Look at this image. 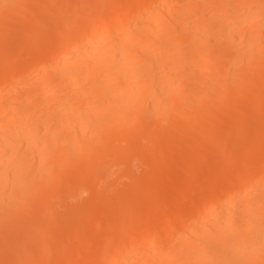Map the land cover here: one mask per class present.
Wrapping results in <instances>:
<instances>
[{
  "label": "bare ground",
  "instance_id": "obj_1",
  "mask_svg": "<svg viewBox=\"0 0 264 264\" xmlns=\"http://www.w3.org/2000/svg\"><path fill=\"white\" fill-rule=\"evenodd\" d=\"M17 1L20 0H0V54L11 49L9 46L14 41L13 44L8 42L10 45L6 47L4 39L8 34H14L8 28L17 26L16 39L23 29L21 27H24L21 31L23 39L28 28L30 35H34L30 36L31 39L36 40H29L25 45L30 46L31 51L40 52L33 51L31 57L29 51L31 59L27 61L26 58L25 63L26 56L22 54L23 64H19L22 63L19 59L17 64V60L12 62L13 65L10 63L7 71H0V212L5 215L3 209L10 204L6 203V198L10 197L8 200L14 203L10 206L12 212H15L13 206L19 199L22 204L34 203V207L26 204L29 206L24 208L34 214L29 213L33 219L29 224L31 230L27 231L25 226V233L16 236L19 242L13 241L20 244L18 246L11 241L15 240L17 233L11 235L10 232L16 224L10 223L18 222L21 213L13 215L10 222L1 218L13 228L0 227L1 233L9 234L7 242H0V264H53L50 257L56 264H264V149L263 154L256 156L252 150L254 143L264 140L259 138L260 131L264 132V89L262 93L258 91L260 84L264 86V79H259L264 74V0H106L99 5V12L94 10V16L90 13L85 18L68 14L74 10L72 7L76 6L77 0L76 3L73 1L75 5L72 4L71 9L68 5V10L65 9L66 0ZM62 9L64 16L58 17ZM19 11L33 16L31 18L27 13L20 17ZM9 13L11 18L17 13L21 27L20 23L10 22ZM44 13L46 17L42 15ZM59 20L63 23H58ZM47 22L49 25L44 27ZM9 23L10 27H7ZM29 25L36 28L33 30ZM48 26L53 27L48 31ZM39 28H45L40 30L42 39L31 32H37ZM52 30H55L54 35L49 40ZM42 32L47 33L44 36ZM37 39L49 43L40 45ZM17 42V45L23 43L22 40ZM14 49L18 53L23 48ZM230 68L234 74L229 72ZM236 78L247 84L241 82L233 87ZM214 94L218 104L214 100L207 103L209 99L205 102L204 97L212 98ZM245 97L251 99L249 103ZM260 102L263 105H258ZM231 106L235 107V113L225 118L223 125L220 114L226 111L217 113L219 110L216 111L215 107L226 110ZM260 110L262 116L257 113ZM213 113L222 119L212 116ZM221 126L226 129L222 131ZM203 129L206 130L202 132ZM248 132L252 135L249 136ZM198 134L213 144L215 139L227 140H223L222 146L218 145V155L214 153L215 149L211 150L217 155L216 162L219 161L214 173L208 167L202 172L196 170L197 161L198 166L204 168L197 158L202 153L199 155L196 147L190 148L195 144L192 143L195 138H201H193ZM230 138L239 140L240 146L237 145L239 149L232 147L231 152L236 151V154L230 152L228 157L229 152L227 154L224 148H230ZM220 148H223V156ZM195 152L199 156L196 157ZM131 154L138 155L134 158L140 160V157L142 161L139 162L147 165L144 168L139 163L142 167L137 168L146 172L141 174L139 171L137 175V166L135 171L132 165V168L123 169L129 182L114 183L110 179L113 172H108V166V170L101 166H105L104 162L108 165L111 158L120 157L129 165L126 161H130L127 157L132 159ZM176 160L179 165L183 164L182 167ZM164 162L170 164V167L165 165L168 174L163 168ZM212 162L209 167L214 168L215 162ZM190 164L197 174L191 172L193 179L188 172ZM67 171L69 175V172L75 175L70 184L76 183L77 179L84 184L86 189H81L89 193L86 196L89 200L86 197L80 199V193L84 192H80V188L76 190V194L80 192L77 196L69 192L73 194V201L72 197L71 200L68 198L71 194L65 193L67 188L64 190L67 198L60 195L64 185L59 179L66 175L70 178L64 173ZM33 173L44 178L43 183H48V179L49 185L38 183ZM175 173L181 174L182 181L177 180ZM29 174L32 179H28ZM205 174L209 178L217 175L219 178L208 180V177H202ZM93 175L100 179L94 180ZM200 175L202 179H198ZM67 184L65 182V187ZM57 191L62 199L58 195L53 200L51 197L58 194ZM161 192L166 193L164 204L158 202ZM13 193L15 197L12 198ZM168 200L172 201L171 215L167 214L156 226L143 223L160 214L169 204ZM67 203L70 206L65 205L64 211L58 209L59 204ZM105 205H112L113 209L107 211L110 206L104 210L106 216L103 220H107L108 212L110 216L117 215L116 218L111 216L113 219L109 216L110 220L107 217V222L112 221L107 226L111 229L99 233L96 232L102 222L99 213L104 212L100 210L107 207ZM23 210L21 217L26 218L28 215ZM86 215H91L88 217L91 222L85 227L80 219ZM25 220L29 221V218ZM78 220L80 224L77 226ZM69 222L72 227H84L80 231L88 232L87 239L89 235L95 236L94 232L99 233L97 247L102 245L104 249L95 247L90 253L87 250L85 259L79 262L77 254L70 253L74 250L71 238L75 236L70 228L68 232L72 237L66 238L65 234L60 246L53 245L54 240L58 241L51 239L54 232L59 233L55 231L59 230L57 227L63 230V224ZM47 226L52 228L45 230L52 234L48 237V249V239L44 237L47 234L38 233ZM76 227L73 231H78ZM61 234L59 236L64 237ZM2 236L0 240L4 239ZM49 248L55 255L52 250V255L48 253ZM96 248L97 252L94 251ZM58 251L61 254L56 256ZM70 254H74L77 261Z\"/></svg>",
  "mask_w": 264,
  "mask_h": 264
},
{
  "label": "rangeland",
  "instance_id": "obj_2",
  "mask_svg": "<svg viewBox=\"0 0 264 264\" xmlns=\"http://www.w3.org/2000/svg\"><path fill=\"white\" fill-rule=\"evenodd\" d=\"M8 1H12V0H8ZM20 1H22V0H20ZM20 1H19V2H20ZM73 1H75V3H76V0H68V1L66 0V2L62 1V2H64V3L66 4V6H67V7L65 8L66 10L69 9V8H68V5H69L70 9H71V7H72L73 5H75V4H73V3H74ZM77 1H78V2H77V4H76V6H75V7H72V8H74V10L71 9V10H70L71 13H68L69 16H71V17H72V16H75L76 18H78V17H82V18H83L86 14L89 15L90 13H92V15L94 16L95 13H94L93 11H94V10H97V12H99V11H100V10H99V5H102V3H105V2H106V0H105V1H104V0H100V2H99L98 0H97V2H96L95 0H93L92 2H91V0H88V1H85V0H77ZM17 2H18V1H17ZM19 2H18V3H19ZM62 2H60V4H61ZM69 2H71V6H70V3H69ZM89 2H90V3H89ZM98 2H99V3H98ZM7 3H9V2H7ZM64 3L62 4V6L65 5ZM67 3H69V4H67ZM72 4H73V5H72ZM89 4H91V6H90ZM92 5H95V6H92ZM96 5H98V6L96 7ZM59 6H60V5H59ZM60 7H61V6H60ZM60 7H59V9H60ZM64 7H65V6H64ZM92 7H93V8H92ZM61 8H62V7H61ZM9 9H10V8H9ZM9 9H8V10H9ZM12 9H13V8H12ZM59 9H58V10H59ZM10 10H11V9H10ZM13 10H14V9H13ZM58 10H57V12H58ZM60 10H61V9H60ZM98 10H99V11H98ZM12 12H13V11H12ZM17 12H18V11H17ZM57 12H56V13H57ZM62 12H63V9H62L61 13H58V17H63V16H64V15H62ZM64 12H65V10H64ZM68 12H69V11H68ZM95 12H96V11H95ZM10 13H11V12H10ZM10 13H9L10 22H12V23L17 22V25H18V23H20L19 19H21V18L16 17V16H17V13H16V15L14 14L15 16H13V18L16 17V18H15V21L13 22L14 19L11 18L13 14L11 13L12 15H10ZM27 13H29V12H27ZM27 13H25V14H27ZM46 13H47V12H46ZM65 13H66V12H65ZM93 13H94V14H93ZM105 13H106V12H105ZM22 14H24V13H21V14H20V11H19V15H18V16H20V15H22ZM25 14H24V16H25ZM29 14H30V13H29ZM49 14H51V12H49ZM49 14H48V15H49ZM53 14H54V13H52V16H53ZM96 14H97V13H96ZM30 15H31V18H32L33 15H32V14H30ZM42 15H45V13L42 14ZM55 15H56V14H55ZM10 16H11V17H10ZM28 16H29V15H26V17H28ZM46 16H47V15H45L44 17H46ZM20 17H23V15L20 16ZM44 17H43V18H44ZM48 17H49V16H48ZM17 18H19V19L17 20ZM53 18H55V20H57L55 16H54ZM82 18H80L79 20H84V19H82ZM84 18H85V17H84ZM89 18H90V17H89ZM12 19H13V20H12ZM28 19H29V18H28ZM28 19H27V20H28ZM58 19H59V18H58ZM64 19H65V18H64ZM27 20H25L23 23H25ZM29 20H30V19H29ZM29 20H28V21H29ZM51 20H52V19H50V21H51ZM66 20H68V22H67V21H66V22L69 23V18L66 19ZM74 20H75V19H74ZM7 21H9V20H6V22H7ZM71 21H72V20H70V22H71ZM31 22H32V20H31ZM38 22H39L38 24H40V21H38ZM48 22H49V21H48ZM48 22H47V23H48ZM59 22H60V20L58 21V23H59ZM72 22H73V21H72ZM27 23H28V22H27ZM32 23H34V22H32ZM47 23L44 25V27H45L46 25H49V23H48V24H47ZM58 23H57V26L59 25ZM61 23H63V22H60V24H61ZM7 24H8V23H7ZM50 24H52V21L50 22ZM19 25H20V27L22 26L21 23H20ZM30 25H31V24H30ZM30 25H29V26H30ZM36 25H37V22H36ZM52 25L54 26V24H52ZM29 26H27V27H29ZM37 26H38V25H37ZM53 26H52V27H53ZM59 26H60V25H59ZM61 26H62V25H61ZM7 27H10V23H9V25H7ZM13 27H14V25H13ZM17 27H18V26H17ZM17 27H14V28H12V29H11V28H8V29L11 30V31L9 30V32H11V34H12V31H13L14 34L17 33V31H16V30H18ZM25 27H26V26H25ZM34 27H35V26H34ZM34 27H33V26H32V27L30 26V28H32L33 30H34ZM38 27H40V26H38ZM38 27H37V28H38ZM42 27H43V26H42ZM52 27H51V29H52ZM15 28H17V29H15ZM22 28H23V29H22ZM35 28H36V27H35ZM40 28H41V27H40ZM40 28H39V30H38L37 32H34V31H31V32H33L36 36H40V38H41V35H40V34H41V31H43L45 28H44L43 30H41L42 28H41V29H40ZM48 28H49V26L47 27L46 30H48ZM55 28H56V25H55ZM20 29L24 30V27H21ZM32 29H30V30H32ZM49 29H50V28H49ZM51 29H50V30H51ZM14 30H15L16 32H14ZM22 30H21V31H22ZM36 30H37V29H36ZM40 30H41V31H40ZM46 30H45V31H46ZM56 30H57V29H56ZM21 31H20V36L17 35V36H18L17 39H16V36H15L16 34H15V35L12 34V35H10V36H9V34H8L7 37L4 39V41L7 42L6 47H7L8 45H10V44H8V42L11 43V44H13V41H14V44H13L12 46H9V47L11 48L9 51H7V50L5 49V50H6V51L4 50L5 53H4V54H3V53L0 54V71H2V70H4V69H5V71H7L6 68H7L9 65H10V67H11V64H12L13 61L15 62V61L17 60L15 64L18 63L19 59H20V61H22L21 58L24 57L23 55L26 56V57H24V59H25V60H24V63H25V61H26V58H27V61H29V59H28V58H30V56H29V55H30V54H29V51H31L32 48H31L30 46L27 47L25 44H26L29 40H32V39H33V40H32V42H33L34 40H36V38H35V39H34V38L31 39V37H34V35H33V36H32V34L30 35V32L28 31V28H27V29H26V32L28 31L29 34H27L25 31H24V32H25L26 35H29V36H28V38L26 39V38H25L26 35L23 34V35L25 36L24 39H23V38H21ZM48 31H49V30H48ZM54 31H55V30H52V32L49 33V36H50L49 40H50L51 37L54 35ZM9 32H8V33H9ZM45 33H47V32H45ZM45 33L42 32V34H44V36H45ZM18 34H19V33H18ZM12 36H13V39H14V40H13V39L11 40ZM30 36H31V37H30ZM44 36H42V37H44ZM49 36H47V37H49ZM47 37H46V38H47ZM8 38H9V39H8ZM19 38H21V40L23 41L22 44H23V46L25 45L24 47L21 46V45H22L21 42H20L19 45H17V44L19 43V42H17V40H18V41H21V40H19ZM37 38H39V37H37ZM15 39H16V42H17V43L15 42ZM41 39H42V38H41ZM25 40H26V41H25ZM37 40L40 42L39 39H37ZM42 41H43V40H42ZM39 42H38V43H39ZM30 43H31V41H30ZM30 43H29V44H30ZM40 43H41V42H40ZM44 43H45V44H44ZM48 43H49V42H48ZM48 43H47V40H46L45 42L43 41L40 45H46V44L48 45ZM4 44H5V43L3 42V45H4ZM32 44H33V43H32ZM16 45H17V46H16ZM47 45H46V46H47ZM18 46H20V48H23V49H22L21 51L18 49L20 52L17 50V51H18V53H17V52L15 51L14 48H15V47H18ZM25 47H27V48H25ZM32 47L35 48V45L32 46ZM38 47H40V46H38ZM43 47H44V46H41L42 49H43ZM29 48H30V49H29ZM0 50H1V49H0ZM33 51H35V49H34ZM33 51L30 52V53H31V57H33L32 55H34V52H33ZM0 52H1V51H0ZM15 52H16L17 54H16ZM35 52L38 53V52H40V51H35ZM37 53H36V54H37ZM22 54H23V55H22ZM1 55H3V57H1ZM17 55H18V56H17ZM16 56H17V57H16ZM28 56H29V57H28ZM15 57H16V59H15ZM30 59H31V58H30ZM20 61H19V62H20ZM10 63H11V64H10ZM19 64H23V61H22V63L20 62ZM12 65H13V64H12ZM10 67H9V68H10ZM9 68H8V70H9ZM244 68H247V66H245ZM230 69H231V68H230ZM230 69H229V72H231V74H234L233 69H231V70H230ZM223 70H224V69H223ZM5 71H4V72H5ZM186 71H187V70H185V73H186ZM4 72H3V73H4ZM187 72H188V71H187ZM0 74H1V73H0ZM260 76H261V75H260ZM23 78H24V77H22V79H23ZM261 78H262V80L264 79V74H262V76L259 77V79H261ZM260 81H261V80H260ZM241 82H242V84H243V83H246L245 80H241V79L236 78L235 81H234V84H233L232 86L235 87L236 84H237V85H238V84L241 85ZM261 83H262V81H261ZM263 83H264V81H263ZM4 84H7V83H3V85H4ZM10 84H12V83H10ZM246 84H247V83H246ZM248 84H250V83H248ZM262 86H263V85L260 84V86H259L260 89L258 90L259 92H261V91L263 92V89H264V88H261ZM263 87H264V86H263ZM258 91H257V92H258ZM257 92H255V93L257 94ZM262 92H261V93H262ZM261 93H260V94H261ZM256 94H255V95H256ZM263 94H264V92H263ZM211 95H212V94H211ZM215 95H216V94H214V95L212 96V98L209 97V96H208L209 98H208V97H204L205 102H206L208 99H209V100L207 101V103L212 102V101L214 100ZM240 95H241V96H245V95H242V94H240ZM255 95H254V97H255ZM246 96H247V95H246ZM257 96H258V95H257ZM247 97H248V96H247ZM247 97H245V99H246L247 101L252 99L251 96H249V97H251V99H248L249 97H248V98H247ZM218 98H219V97H218ZM218 98H217V99H218ZM255 98H256V97H255ZM217 99H216V100H217ZM218 100H219V99H218ZM253 100H254V99H253ZM209 101H210V102H209ZM255 101H256V100H255ZM259 101H260V100H259ZM213 102H214L215 104H218V103H216L217 101H215V100H214ZM242 102H244V101H242ZM251 102H252V101H250V103H251ZM244 103H246V102H244ZM248 103H249V101H248ZM252 103H253V102H252ZM263 103H264V102H263ZM263 103L260 102V104H258V105H261V104L263 105ZM215 108L217 109L216 111L219 110L217 113H219L220 110L223 111V112L226 111L224 114H223V113L220 114V115L223 117V119H222V117H221L220 115H217V116H219V118L221 117V119H222L221 121H223V122H224L225 118L227 119V118H229L231 115H234V113H235V110H234L235 107H233V106L228 107V108H227L228 110H227V109H226V110H224V109H219V107H215ZM263 108H264V107H263ZM232 110H234V111H232ZM229 112H230V113H229ZM233 112H234V113H233ZM260 112H263V111L260 110V111L257 112V113H259V114L261 115ZM257 113H256V114H257ZM213 114H214V113H213ZM222 114H223V115H222ZM262 114H264V112H263ZM212 116L217 117L215 114L212 115ZM226 116H227V117H226ZM261 116H262V115H261ZM210 117H211V116H210ZM255 117H256V116H255ZM259 117H260V116H259ZM213 118H214V117H213ZM219 118H214V119H218V120H219ZM260 118H261V117H260ZM263 118H264V117H263ZM256 120H259V118L256 119ZM207 123H208V122H207ZM207 123H206V124H207ZM221 124H222V122H221ZM224 124H225V122L223 123V125H224ZM205 126H206V125H205ZM225 126H226V125H225ZM197 127H198V126H197ZM226 127H227V126H226ZM192 128H194V127L192 126L191 129H192ZM199 128H200V126H199ZM218 129H219V128H218ZM221 129H222V131H223V130L226 129V128L221 126ZM221 129H220V130H221ZM192 130H193V129H192ZM205 130H206V129H205ZM205 130L203 129L202 132L205 131ZM250 130H251V129H250ZM198 131H199V130H198ZM251 131L253 132V129H252ZM195 132H196V130L194 129V135H196ZM200 132H201V131H200ZM202 132H201V133H202ZM260 132H261V133H259V134H260V137H259V138L262 137V138L264 139V132H262V131H260ZM198 133H199V132H198ZM201 133H200V134H201ZM248 133H249V134H248L249 136L252 135V133H251V134H250V132H248ZM192 134H193V133H192ZM200 134H198L197 136H194V137H193V138H195V137H199V136H200L201 138H195V139L192 141V143L195 142V144L193 143V144L190 146V148H192V146H193L194 148L196 147V150H198V154H199V153H202L201 155L199 154L200 156H199V155H196L197 152L194 153V154L196 155V157L199 156V157H197V158L199 159V161H201L200 164L203 165V167H204V168H200V167L198 166L199 163L197 164L198 161L196 162V161H195V158H193V159H194V162H196V168H197L196 170H200V171L202 172V171H204L205 168L208 167V168H210V169H208V170H210L211 172L214 173L215 171H213V170H215V167L217 166V162H219V161L216 162V160L218 159V158H217V155H218V154H217V151L219 150V147H220V146H218V145H221L222 142H224L226 139H225V138H224L225 140H224V139H221V138H220L221 140H219V139H215L217 142H216L215 140H213V141H214V144H213L212 141H210V142L212 143V144H211V143H209V140H204V139H202V136H201ZM105 135H106V134H105ZM239 136H240V135H239ZM242 136H243V134L241 135V137H242ZM244 136H245V135H244ZM235 137H236V136H235ZM245 137H247V134H246ZM253 137H254V136H253ZM243 138H244V137H243ZM243 138H241V140H243ZM197 139H198V140H197ZM227 139H228V138H227ZM238 139H240V138H238ZM244 139H245V138H244ZM247 139H249V138H247ZM191 140H192V139H191ZM223 140H224V141H223ZM249 140H250V139H249ZM252 140H253L254 142H256L254 139H252ZM218 141H220V142H218ZM226 141H227V140H226ZM244 141H245L246 144L248 143V142H246V140H244ZM261 141H262V140H261ZM239 142H240V141L237 140V139H234V138L231 139V138H230V139H229V143H228V147H230L231 149H230V148H227V147H225V148L223 147V148L225 149L224 151H226V153L229 152L228 157H229L231 154H234V155L236 154V151H235V153H234V151H232V152H233V153H232L231 150H232V149L234 150V148H232V147H236L235 149H237V148L240 146V145L238 144ZM242 142H243V141H242ZM254 142H253V143H254ZM204 143H207V144H204ZM208 143L211 144V145H208ZM215 143H217V144H215ZM251 143H252V142H251ZM246 144H244V146H245ZM249 144H250V143H249ZM198 145H199V146L202 145V147H201V146L198 147ZM222 145H223V144H222ZM222 145H221V146H222ZM226 145H227V144H226ZM229 145H230V146H229ZM237 145H239V146H237ZM241 145H242V144H241ZM244 146H243V147H244ZM187 147L189 148V146H187ZM217 147H218V148H217ZM194 148H193V149H194ZM199 148H200V149H199ZM223 148H220V149H221V154H222V156H223V153H222V149H223ZM226 148L229 149V151H228ZM250 148H251V147H250ZM213 149H215L214 151H216V152H214V153L217 154L216 156L214 155L213 152H211V150L213 151ZM238 149H239V148H238ZM247 149H248V148H247ZM263 149H264V140H263L262 143L259 142V143H257V144L254 143V144L252 145V150H253L255 156H256V155H259V154H263V153H261ZM245 150H246V149H245ZM250 150H251V149H250ZM252 150H251V152H252ZM200 151H201V152H200ZM202 151H203V152H202ZM239 151L241 152L242 149L239 150ZM263 151H264V150H263ZM92 152H93V151H92ZM230 152H231V154H230ZM242 152H243V151H242ZM242 152H241V153H242ZM93 153H95V152H93ZM212 153H213V154H212ZM218 153L220 154V152H218ZM194 154H193L192 157H194ZM227 154H228V153H227ZM227 154H226V156H227ZM132 155H134V156H132ZM212 155H214L213 157H216L215 160H213L214 158L212 157ZM238 155H239V154H238ZM119 156H120V155H118L117 158H118ZM222 156H221V157H222ZM252 156H253V154H252ZM114 157H115V156H114ZM129 157H132V159L127 157V159H130V161H129V160L126 161L127 163H129V165H126L125 162H122L123 159H121V157H120L119 159H116V158H115L117 161L114 160V158H113V159L111 158V159H109L110 161H109V164H108V165H106L105 162H104V165H105V166H103V165L101 166L102 168L106 167V170L109 169L108 172H110V171L113 172V176H112V177L110 176V177H111L110 179H111V181H113L114 183H115V181H116L117 183H120V184H121V182H123V183H124V182H129V179H127V177H126V176H127V172H126V170H123L124 168H125V169L132 168V165H134V166H133V169L135 170V166H137V167H136V170H138L137 168L140 169V168L142 167V166H139V165H144V164H145V163H140V162L142 161L140 157H139L140 160L136 159V158L138 157V155H136V154H131V156L129 155ZM134 157H136V158H134ZM259 157H260V156H259ZM212 158H213V159H212ZM124 159H126V158H124ZM127 159H126V160H127ZM221 159H222V158H221ZM256 159H258V157H257ZM112 160H114V162H112ZM119 160H120V161H119ZM240 160H241V159H240ZM118 161H119V162H118ZM139 161H140V162H139ZM144 161H145V160H144ZM212 161H213V162H212ZM220 161H221V160H220ZM223 161H224V160H223ZM223 161H222V162H223ZM145 162H146V161H145ZM171 162H172V161H171ZM171 162H169V163H171ZM175 162L177 163V165H179V164H178V162H179L178 160H176ZM175 162H173V163H175ZM210 162H212V163L215 162V163H214L215 165L213 164V165H214V166H213L214 168H211L212 165H211ZM107 163H108V162H107ZM130 163H131V167H129V166H130ZM139 163H140V164H139ZM238 163H240V162L238 161ZM138 164H139V165H138ZM171 164H172V163H171ZM192 164H193V163H192ZM37 165H38V163H36V165H35L36 168L38 169V166H39V165H38V166H37ZM165 165H169V167H170V164H168V162H164V165H163V166H165ZM182 165H183V164H181V165H179V166L182 167ZM201 165H200V166H201ZM209 165H211V167H209ZM98 166H99V165H98ZM107 166H108L109 168H108ZM125 166H126V167H125ZM127 166H128V167H127ZM138 166H139V167H138ZM172 166H175V164H174V165L172 164ZM190 166H191V164L189 165L188 172H189V175L191 176V175H192L191 172L194 170L195 167H192V166H193V165H192V166H191L192 168L190 169ZM143 167L146 168L147 165H146V167H145V165H144ZM201 167H202V166H201ZM231 167H232V165H231ZM231 167H230V168H231ZM34 168H35V167H34ZM36 168H35V170H37ZM107 168H108V169H107ZM163 168H164V169H167V166H165V167H163ZM173 168H174V167H173ZM169 169H171V168H169ZM180 169H181V168H180ZM211 169H212V170H211ZM231 169H232V168H231ZM231 169H230V170H231ZM136 170H135V171H136ZM175 170H176V169H175ZM177 170H179V167H178ZM182 170H184V169L182 168ZM186 170H187V169H186ZM205 170H207V169H205ZM124 171H125V172H124ZM139 171L142 172V170H138V171H136L137 175H139V174H138ZM170 171H172V170H170ZM179 171H180V170H179ZM179 171H178L177 173H180ZM31 172H33V170H32ZM31 172H30V173H31ZM143 172H146L145 169H144ZM143 172H142L141 174H143ZM172 172H174V171H172ZM186 172H187V171H186ZM197 172H199V171H197ZM208 172H209V171H207V173H208ZM64 173H65V174H68V171H67V172H64ZM69 173L71 174V175L68 174V175L70 176V178H69L67 175H66V176H63V177H61V176L58 177V178H60V177L62 178V179H59V181L61 180L60 182L62 183V185H64V187H63L64 189H61V190H63L62 192L60 191L61 194L58 193V191H57L58 194L52 195L53 197H51V198H53V200H54V197H55V196H58L59 194H60V195H62V194L65 195V194H64V190H65L66 188H67V189H66L65 193L68 192V193H66L67 195L71 194L72 192H74L73 194H76V192H78V191H76V190H79V188H80V190H81L80 192H82V191H84V190L86 189V187L84 186V184H82L78 179H77L78 182L75 180L74 182H76V183H72V184H70V183L72 182V181H70V179L73 180L74 177H75V175H73L74 173H71V172H69ZM124 173H125L126 176L124 175ZM165 173H167V174L169 173V172H168V169H167V171H165ZM221 173H223V172H221ZM221 173H220V174H221ZM144 174H145V173H144ZM175 174H176V173H175ZM193 174H195V176L197 175L196 172L194 173V171H193ZM34 175H35V176H34ZM60 175H61V174H60ZM72 175H73V176H72ZM97 175H98V174H97ZM97 175H93V176H91V177H93L94 180H95V179H100V178H98ZM163 175H164V172H163ZM180 175H181V174H180ZM180 175H179V174H176V177H177V180L182 181ZM33 176L37 179L36 181H38V183H40V184H47V186L49 185V180H48V179L46 180V181H48V183H45V182L43 183V180L45 181L44 178H40V176H39L38 174H36V173H33ZM38 176H39V180H40L42 183L38 180ZM99 176H100V175H99ZM124 176H125L126 178H125ZM179 176H180V177H179ZM208 176H209V175H206V174H205V175H203L202 177H206V178H207ZM212 176H213V174H212ZM28 177H29L28 179H30V178L32 179V174H29ZM94 177H95V178H94ZM182 177H183V174H182ZM191 177H192V176H191ZM67 178H68L69 180H68ZM72 178H73V179H72ZM195 178H197V177H195ZM195 178H194V180H195ZM199 178H201V175L198 177V179H199ZM211 178H212V181H216V180H218L219 176L217 175V176H213V177H210V178L208 177V180L211 179ZM91 179H92V178H91ZM157 179H158V178H157ZM189 179H190V178H189ZM192 179H193V177H192ZM192 179H191V181H192ZM201 179H202V178H201ZM201 179H200V181H201ZM203 179H204V178H203ZM155 180H156V179H155ZM194 180H193V182H195ZM196 180H197V179H196ZM64 181L66 182V184L68 183V184H67V187H65V182H64ZM201 182L204 183V180H202ZM207 182H208V181H207ZM207 182H206V183H207ZM209 182H210V181H209ZM77 183H78V184H77ZM203 183H202V185L205 186V184H203ZM74 184H75V185H74ZM80 185H82L83 187H82V186L80 187ZM155 185H157V184H155ZM155 185H154V186H155ZM45 186H46V185H45ZM77 186H78V187H77ZM61 188H62V187H61ZM81 188L84 189V190H82ZM152 188H153V186H152ZM154 189H155V188H154ZM200 189H201V188H200ZM150 191H151V189H150ZM152 191H153V190H152ZM199 191H200V190H199ZM199 191L197 190V192H199ZM69 192H71V193H69ZM80 192H79V193H80ZM84 192H85V193H84ZM84 192L80 193V194H82L81 197H80V199H83L84 197L88 196L89 193H88V192L86 193V191H84ZM79 193H77V194H79ZM8 194H9L8 196L11 195V193H8ZM73 194H71V196L69 195L70 197H68L69 199L72 197V200L70 199L71 201L74 200V199H73V196H72ZM77 194L74 195V196H77ZM159 194H160V198L158 199V202H159V203L162 202L161 204H164V200H165V198H166V197H164V196H165L164 194H166V193H162V192H161V193H159ZM60 195H59L58 197H59L60 199H62V196L60 197ZM67 195H65V198H67V197H66ZM82 196H83V197H82ZM121 196H123V195H121ZM13 197H15V196H14V193H13L12 198H13ZM63 197H64V196H63ZM156 197H157V196H156ZM86 198H87V197H86ZM121 198H122V197H121ZM6 199H7V200L10 199V197H9V198H6ZM56 199L59 200L57 197H56ZM87 199L89 200V198H87ZM7 200H6V203H7V204L10 203L9 205H6L7 207H9V209H8L7 207H5V209H8V211L5 210V209H3V210H4L3 213H4L5 215H3L2 212H0V224L3 223L2 225H0V227H1V226H2V228H3V226H4V227H5V226H9V227H10V224H11V225L16 224V225H13L14 228H13V227H10V229L13 228V229H12L13 231L9 229L10 232L12 233L11 235L17 233V235L15 234V237L19 235L18 233H20V234H24V233H25V232H24V231L26 230V228H24L25 226L27 227V231H28V230H31V229H30V228H31V225L29 226V224H30V222H31V224H32V221H30V220H33V219H30V216H31V218H32V215H30V214H32V213L34 214V212L30 213L31 210L28 209L29 211H28V210L26 211L24 208H28L29 205L33 206L34 203H32V202L30 201L31 203H23V204H22V202H20V200L18 199L19 201H18V200L15 201V206H16V208H14L15 206H13V209H16V210H14L15 212H12L13 210H11L10 208L12 207V206H11L12 204L14 205V203L12 202L13 200L11 199V200H12L11 202H10L9 200H8V201H7ZM77 200H78V199H77ZM81 201H82V200H81ZM119 201H120V200H119ZM75 202H77V201H76V198H75ZM75 202H74V203H75ZM156 202H157V201H155V203H156ZM166 202H169V204L167 205V207H165V208L163 207V210H162V212H161L160 214H158V215H156V216H153L152 218L150 217L148 220H144L143 223L147 222V223H145V224H151V225H153V226H156L159 222H162V221L165 219L164 217L167 216V214L171 215L172 201H169V200H168V201H166ZM17 203H18V204H17ZM72 203H73V202H72ZM26 204H29V205L26 207V206H25ZM156 204H157V203H156ZM21 205H23V206H21ZM57 205H58V204H56V208H58ZM65 205L70 206V204H68V203H67V204H63V205H62V204H59V208H58V209H59L60 211H62V210L64 211V210L66 209V207H67V206H65ZM10 206H11V207H10ZM35 206H37V205H35ZM60 206H62L63 208L60 207ZM71 206H73V204H71ZM76 206H77V205H76ZM78 206H79V205H78ZM80 206H82V205H80ZM105 206H107V207H105ZM105 206H104L105 208L101 207L103 210L100 208L101 210L98 209L97 211H98V212H100V211L103 212L104 210L106 211L107 208H109L110 206H111V208H109V210H107V211H110V212H111L110 209H113V206H112V205H109V207H108V205H105ZM21 207H22V208H21ZM33 207H34V206H33ZM37 207H38V206H37ZM37 207H36V208H37ZM40 207H41V206H40ZM29 208H30V207H29ZM38 208H39V207H38ZM64 208H65V209H64ZM23 209H24L25 211H24ZM33 209H34V208H33ZM39 209H41V208H39ZM18 210H19V211H18ZM20 210H21V211H20ZM22 210L24 211V214L26 213L25 215H28V216H26V218H24V217L22 218V217H21L22 214H23V213H22ZM34 210H35L36 212L39 211V210H37V209H34ZM99 210H100V211H99ZM105 211H104L103 213H101V212L99 213V214L102 215V216L100 217L101 219L98 218V221H99V219H100L102 222L100 223V221H99L100 225H99V227H98V231H96V232H99V231H100L99 233H101V231H103L102 233H104V231H107V230H110V229H111V228L108 229V227L110 226L108 223H110V222L112 223V221L107 222V220H108V218H109V220H110V217L112 216V214H111V216H110V212H108L110 217L107 216L108 218L105 217V219H107V220H103V219H104V216H106V215H105V213H106ZM6 212H8V213L10 212V213H9L10 215H11V213H12L11 216H13V215H15V214H18V213H19V214L21 213V214H20V215H21V216H20L21 219L18 220V218H17L16 221H18V222H16V223H15V222H11L9 225H7L8 222L6 223V221H9V219H11V218H12L11 220H13L14 216H13V217H10V215H7V216H8V217H7L6 214H8V213H6ZM115 212H117V210H115ZM169 212H170V213H169ZM29 213H30V214H29ZM112 213H114V212H112ZM2 215H3V216H2ZM94 215H97V214H94ZM100 215H99V216H100ZM107 215H108V214H107ZM116 215H117V214L115 213V215L113 214L112 217H113V218H116ZM169 215H168V216H169ZM5 216H6V217H5ZM23 216H24V215H23ZM86 216H87V217H86ZM86 216H85L86 220L88 219V217H91V215H89V216L86 215ZM3 217L6 218V219H8V220H6V221L4 222V220H1V218L3 219ZM27 217L29 218V221H28V220H27V221L25 220V219H27ZM112 217H111V218H112ZM85 218H81L80 220H81V223H82V220H83V223H82V224L85 225V227H86V223H88V225H89V223H90L91 221H89L90 218H89L87 221L85 220ZM93 218H94V217H92V219H93ZM113 218H112V219H113ZM163 218H164V219H163ZM23 219H24V220H23ZM11 220H10V221H11ZM20 220H22V221H20ZM70 220H71V222H72V218H71ZM93 220H96V218H94ZM93 220H92V222H93V228H94L95 226H94V221H93ZM109 220H108V221H109ZM1 221H2V223H1ZM10 221H9V222H10ZM14 221H15V220H14ZM73 221H74V220H73ZM88 221H89V222H88ZM24 222H25V223H24ZM71 222H69V223H67V224H63V225H64V228H65V229L63 228V230H62V227H57L59 230H61V231H59V230H57V229L55 230V231H58V232H59L58 234H57L56 232L53 233V231L51 230L52 233H53V236H52L51 239H52V240L57 239V240L59 241V243H57L58 241H56V240H54L55 242H52L53 245H54V243H55L56 245L58 244V245H57V247H58V246H60V243L62 242V240L65 239V236H66V235H67L66 238L70 237V235H71L70 232L73 233L72 236H73L74 233H75L76 239L80 236V235H79V233H80L81 236H80V238H78L77 240L74 239L75 236H73V237L71 236L72 238L70 237V238H71V241H72V240L74 241V244H72V249L74 248V250H73L72 252H70V253H73V252H74V254H77V255H76L77 257H76V256H74V257L79 258L78 261L80 262V259H81V261H82V259H85V257H86L85 255H87V254H86V253H87V252H86L87 250H89V253H90L93 249H95V247H97V245H98V244H97V238L100 236V234H99V233L97 234V233L94 232L93 229H92L91 231H93V232L95 233V236H94L92 233H90V234H92V235H89V237H88V239H87L86 235H87L88 232L85 233V231H82V232L80 231V230H83L82 228H84V227H80V225H79V227H80V229H79V227H76V226H75L76 228H78V231H79V233H78L77 230H76V231H73V229L75 230V227H72ZM77 222H79V220H78ZM148 222H149V223H148ZM4 223H6V224H4ZM12 223H13V224H12ZM23 223H24V224H23ZM75 223H76V221H75ZM111 223H110V224H111ZM18 224L20 225L19 227H18ZM78 224H80V222L77 223V226H78ZM91 224H92V223H91ZM95 224H97V221H95ZM154 224H155V225H154ZM21 225H22V226H21ZM23 225H24V226H23ZM27 225H28V226H27ZM65 225H66V226H65ZM69 225H70L72 228H71ZM75 225H76V224H75ZM112 225H116V224L113 223ZM112 225H111V226H112ZM96 226H97V225H96ZM107 226H108V227H107ZM29 227H30V228H29ZM103 227H104V228H103ZM112 227H113V226H112ZM115 227H116V226H115ZM6 228L8 229V227H6ZM15 228H16V229H15ZM19 228H21V230H20ZM47 228L52 229L51 227H48V226H47L46 228H43L42 230H40L38 233L42 232V234L40 233V235H42V236H44L45 234H47V236L45 235L44 237H46V238L48 239V241H46L47 249H48V247L50 246V245H48V242H49V238H48V237H49V234H50L51 232H49V234H48V232L46 233L45 230H47ZM54 228H55V227H54ZM69 228H70V229H69ZM96 228H97V227H96ZM96 228H94V229H96ZM99 228H100V229L103 228L104 230H102V229L100 230ZM7 229H4V230H7ZM17 229H19V230H17ZM68 229L70 230V232H68V231H69ZM85 229H86V228H85ZM106 229H107V230H106ZM0 230H1V229H0ZM9 230H8V231H9ZM15 230H17V231H15ZM65 230H66V231H65ZM71 230H72V231H71ZM86 230H87V229H86ZM113 230H114V227H113L112 231H113ZM115 230H119L118 227H116ZM1 231H2V230H1ZM18 231H20V232H18ZM43 231H45V232H43ZM47 231H49V230H47ZM87 231H89V230H87ZM4 232H5V231H4ZM4 232H3V233L0 232V233H1L0 236H2V234L5 236V237L2 236V238H4V239H1L2 241L0 240V242H4V243H5V242H7V239H8V238H7V235H9V234H8V232H7V233H6V232L4 233ZM13 232H15V233H13ZM22 232H23V233H22ZM60 232L62 233L61 235H64V237H63V236H59V235H60ZM63 232H64V233H63ZM65 232H67V233H65ZM119 232H120V230H119ZM119 232H117V233L119 234ZM43 233H44V235H43ZM55 233H56V234H55ZM68 233H70V234H68ZM76 233H77V234H76ZM83 233H85V234H83ZM105 233H106V232H105ZM117 233H116V234H117ZM65 234H66V235H65ZM96 234H97V235H96ZM50 235H52V234H50ZM56 235H57L59 238L56 237ZM84 235H85V236H84ZM77 236H78V237H77ZM93 236H94V237H93ZM9 237H10V236H9ZM82 237H84V238H82ZM10 238H11V237H10ZM18 238H19V237H18ZM53 238H54V239H53ZM95 238H96V240H95ZM12 239H13V237H12ZM16 239H17V237L15 238V240H14V239H13V240L9 239V240H11L12 243H14L13 241H16ZM47 239H46V240H47ZM59 239H60V240H59ZM86 239H87V240H86ZM9 240H8V241H9ZM17 240H18V239H17ZM41 240L43 241V239H41ZM11 241H9V242H11ZM44 241H45V239H44ZM116 241L118 242V240H116ZM116 241H115V242H116ZM16 242H17V241H16ZM18 242H19V241H18ZM18 242H17V243H18ZM17 243H14V245L17 244ZM49 244H51V243H49ZM6 245H7V243H6ZM18 245H20V244H17V246H18ZM39 245H40V243H39ZM100 247H102V245H100V246L97 247L98 250L101 249ZM19 248L21 249V247H19ZM60 248H61V247H60ZM97 248H96V250H94V251L97 252V251H98ZM99 248H100V249H99ZM22 249H23V248H22ZM47 249H46V250H47ZM56 249L59 250L58 248H55V247H54V250H56ZM62 249H63V248H62ZM102 249H104V248L102 247ZM102 249H101V250H102ZM23 250H24V249H23ZM23 250H21V251H23ZM51 250H52V248H51V249L49 248V250H47V251H49L48 253L51 254V252H50ZM54 250H52V251L54 252ZM60 250H61V249H60ZM47 251H46V252H47ZM61 251H62V250H61ZM61 251H58L57 254H56V256L58 255V253L61 254ZM67 251H68V250H67ZM67 251H66V254L68 255L69 252L67 253ZM69 251H71V250L69 249ZM85 252H86V253H85ZM92 252H93V251H92ZM62 253H63V252H62ZM89 253H88V255H89ZM50 254L48 255V257H50ZM74 254H73V255H74ZM51 255H52V254H51ZM53 255H55V252H54ZM70 255H72V254H70ZM70 255H69V256H70ZM73 255L70 256V257H73ZM36 256H37V255H36ZM69 256H68V257H69ZM28 257H29V256H28ZM34 257H35V256H34ZM52 257H53V256H52ZM74 257H73V258H74ZM29 258H30V257H29ZM31 258H32V260H34L33 257H31ZM38 258H39V257H38ZM76 258H74V259L77 261ZM35 259H36V258H35ZM50 259H51V260H49V261H53V264H56V263L54 262V260H53L51 257H50ZM54 259H55V260H58V258H57V259L54 258ZM96 259H97V258H96ZM99 259H100V258H99ZM101 259H102V258H101ZM101 259H100V260H101ZM35 261H37V260H35ZM49 261H48V262H49ZM9 262H10V261H9ZM37 262H39V261H37ZM101 263L103 264V263H105V262H101ZM46 264H48V263H46ZM57 264H58V262H57ZM59 264H60V263H59Z\"/></svg>",
  "mask_w": 264,
  "mask_h": 264
}]
</instances>
